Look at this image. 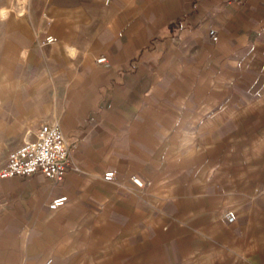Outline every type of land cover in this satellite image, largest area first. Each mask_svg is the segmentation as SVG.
Returning <instances> with one entry per match:
<instances>
[{"label": "crops", "instance_id": "1", "mask_svg": "<svg viewBox=\"0 0 264 264\" xmlns=\"http://www.w3.org/2000/svg\"><path fill=\"white\" fill-rule=\"evenodd\" d=\"M1 3L2 75L28 79L1 85L0 131L10 109L24 139L56 122L78 170L0 178V264H104L106 244L166 263L170 236L178 264H264V0Z\"/></svg>", "mask_w": 264, "mask_h": 264}, {"label": "built area", "instance_id": "2", "mask_svg": "<svg viewBox=\"0 0 264 264\" xmlns=\"http://www.w3.org/2000/svg\"><path fill=\"white\" fill-rule=\"evenodd\" d=\"M3 12L0 16H3ZM207 35L211 41H216L217 36L214 30L209 29ZM56 41L53 35H45L38 41L40 46ZM97 63L103 62V57L95 60ZM78 170L69 160V147L56 122H44L35 128L30 138H25L20 144L12 148L6 155L3 164L0 166V178L12 176H28L33 173H40L46 179L57 182L61 180L66 172ZM102 180L115 182V175L112 171H105L101 175ZM129 180L137 187L142 186V181L134 175L129 176ZM66 202L65 196L52 198L47 203L48 210H56ZM226 222L231 223L234 216L231 211L223 213ZM49 260L46 261L48 263Z\"/></svg>", "mask_w": 264, "mask_h": 264}, {"label": "rangeland", "instance_id": "3", "mask_svg": "<svg viewBox=\"0 0 264 264\" xmlns=\"http://www.w3.org/2000/svg\"><path fill=\"white\" fill-rule=\"evenodd\" d=\"M1 0H0V7H1ZM0 13H1V9H0ZM11 46V45H10ZM4 49V53L3 55L6 56L7 52V46H6V42L5 44L2 42L1 39V29H0V90H1V85H4L5 87L8 86L9 88H11L12 86H17V85H24V80L28 79V78H24L23 76H18L17 73V65H16V60L15 58L13 60L9 61V71H8V75H2V73H4L5 68L3 67V63L1 60L2 57V50ZM10 50V49H9ZM11 52V51H10ZM14 57L15 54L13 53ZM6 63V62H5ZM7 71L5 70V73ZM30 79V78H29ZM3 81V82H2ZM235 111V110H234ZM15 110L10 109L9 110V114H6L4 116V121H6V125H4L2 127L3 131L0 133H2L1 136H4V139L0 140V161L1 159H3V156L5 155V153L7 151H10V149L12 147L17 146L18 144L21 143V141L24 139V137L27 134V127L26 128H22V122L19 121V118L14 116ZM14 116V117H13ZM234 117H239L240 116V112L239 111H235L233 114ZM234 145H239L240 144V137H241V133H242V128L243 126L240 125H234ZM241 130V131H240ZM156 208L160 209V206H156ZM182 225H185V223L177 221L175 219H171L169 218V221L167 222H160V221H154V226H157L159 229L161 230H173V229H177L179 230V228H182ZM170 226H174V227H170ZM188 226H186L185 228H187ZM189 230H191L190 228L192 227H188ZM105 233V232H103ZM94 238H90L91 242L93 240V244L97 243V240ZM118 239V238H115ZM124 239V238H122ZM156 240V238H154V241ZM159 241V240H158ZM168 243L166 245H169V261L168 262H164V263H160V261H157V264H178L177 261L174 260L173 256L176 257V253H173L171 251V245L173 244H177V238L176 237H169L168 238ZM100 244V243H97ZM149 246V245H148ZM176 246V245H175ZM108 245L106 244V251L108 249ZM111 248V247H109ZM123 248V247H122ZM143 248V246H142ZM144 249V248H143ZM104 252V253H99V256H104V264H153L151 261V249L149 251H142V252ZM91 255H97V254H93L91 253ZM161 254H157V256H160Z\"/></svg>", "mask_w": 264, "mask_h": 264}]
</instances>
